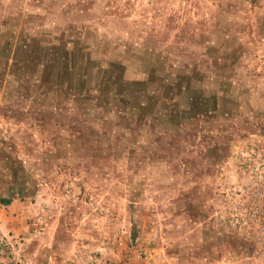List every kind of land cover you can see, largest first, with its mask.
I'll list each match as a JSON object with an SVG mask.
<instances>
[{"label":"rangeland","instance_id":"obj_1","mask_svg":"<svg viewBox=\"0 0 264 264\" xmlns=\"http://www.w3.org/2000/svg\"><path fill=\"white\" fill-rule=\"evenodd\" d=\"M0 22L35 39L0 85V264H264V0H0ZM73 39L71 72L34 67Z\"/></svg>","mask_w":264,"mask_h":264},{"label":"trees","instance_id":"obj_2","mask_svg":"<svg viewBox=\"0 0 264 264\" xmlns=\"http://www.w3.org/2000/svg\"><path fill=\"white\" fill-rule=\"evenodd\" d=\"M1 24V22H0ZM0 29H2L0 27ZM1 36V35H0ZM13 37L10 36L9 40L6 42H1L0 41V58H6L5 63L3 65L0 64V85L3 82V76L6 73V71L8 69H14V74L15 73H20L22 74L23 78L24 74L21 71L26 72V68L29 65V61H28V57L29 54L31 53V44L32 42H35V39H31L29 36H24V38L22 37L21 42L18 44H15L14 39H12ZM84 41L82 40H78V39H73L72 41H66V43L60 45V52H61V56L58 58H50L49 60H47L45 63H39L40 66L35 65L34 67H39V68H54L56 67L57 70H60L62 73L65 72H71L70 69V65H69V58H72V52L76 53L78 52L80 54V57L83 58L84 57V51L79 50L76 51L74 49L69 50L67 49L68 46H74V47H78L80 44H82ZM85 49V48H83ZM51 56H53V52H51ZM86 56V55H85ZM12 60V63L10 64L9 61ZM42 66V67H41ZM26 80V79H25ZM29 81V80H28ZM28 83V82H27ZM84 82L79 83L78 86L81 85V87L83 86ZM25 84V82H24ZM30 86V85H29ZM78 88L79 91L84 90L85 88ZM61 88V87H60ZM62 89V88H61ZM87 92H84V94H86ZM12 201V197L8 198V199H1V202L3 205H9Z\"/></svg>","mask_w":264,"mask_h":264}]
</instances>
